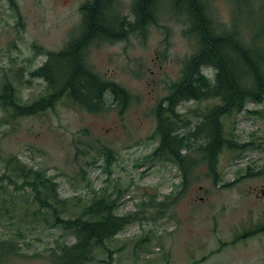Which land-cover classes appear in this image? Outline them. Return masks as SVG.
<instances>
[{
    "label": "rangeland",
    "instance_id": "1",
    "mask_svg": "<svg viewBox=\"0 0 264 264\" xmlns=\"http://www.w3.org/2000/svg\"><path fill=\"white\" fill-rule=\"evenodd\" d=\"M84 1L0 0V84L6 75L22 102L46 93L44 81L30 78L29 72L45 62L46 52H58L78 35ZM210 1L219 22L228 25L230 2ZM121 2L127 12L131 0ZM182 30L179 21L164 14L144 39L131 35L88 48L90 68L124 87L132 96L129 103L93 115L61 98L44 114L21 119L13 127L0 122L1 152L17 156L28 167L46 169L56 178L63 199L76 196L89 202L94 193H112L116 198L118 192L116 213L135 219L107 244L110 249L121 248L113 264H264V236L247 234L249 239H243L244 231L255 230L261 219L264 222V207L245 196L264 181V120L249 113L264 110V104L250 103L235 119L227 120L236 142L253 145L241 154L222 153L216 182L198 169L179 195L178 169L148 158L158 142L154 110L195 49ZM19 70L22 77L17 76ZM204 73L211 75L209 70ZM199 109L187 102L177 107V113L193 127L194 110ZM74 144L86 149L85 156L75 159ZM104 146L115 158L109 166L105 157L98 156ZM86 161L93 164L86 166ZM160 202L166 205L159 208ZM15 233L14 222L0 221V239ZM59 236L44 230L25 237L24 243L20 240L21 252L33 257L15 264H46L47 248Z\"/></svg>",
    "mask_w": 264,
    "mask_h": 264
},
{
    "label": "trees",
    "instance_id": "2",
    "mask_svg": "<svg viewBox=\"0 0 264 264\" xmlns=\"http://www.w3.org/2000/svg\"><path fill=\"white\" fill-rule=\"evenodd\" d=\"M228 1L230 20L224 25L210 0H131L127 12L121 0H85L79 8L78 35L58 52H46L45 62L29 72L30 78L44 81L46 93L22 102L4 75L0 122L13 127L21 119L44 114L61 98L93 115L112 106L125 107L131 94L90 68L88 48L124 41L131 35L144 39L149 28L158 26V20L167 14L182 24V35L192 40L195 49L182 62L179 79L154 110L158 142L148 158L178 169L179 195L186 191L192 173L198 169L209 178L218 177L222 153L241 154L253 145L236 142L228 132L227 120L235 119L250 103L264 104V0ZM17 76L22 77L23 71L19 70ZM187 102L200 108L194 110L197 123L193 127L177 113V107ZM249 113L264 120V110ZM74 146L75 159L85 156V148ZM1 151L0 146V221L14 222L16 233L0 239V264L32 258L21 252L19 242L44 230L60 233L47 248L46 264H113L121 248L110 249L107 244L135 219L116 213L120 194L113 198L112 193H94L89 202L76 196L63 199L56 178L46 169L28 167L17 156ZM98 156L105 157L107 166L115 159L105 146ZM165 205L157 204L159 208Z\"/></svg>",
    "mask_w": 264,
    "mask_h": 264
},
{
    "label": "flooded vegetation",
    "instance_id": "3",
    "mask_svg": "<svg viewBox=\"0 0 264 264\" xmlns=\"http://www.w3.org/2000/svg\"><path fill=\"white\" fill-rule=\"evenodd\" d=\"M87 58H88V54H87ZM189 103H194V102H189ZM163 104H165V103H163ZM180 115L183 116V114H180ZM213 180H214V182H216L218 180V177L214 178ZM245 196L250 201L252 200V203H255L257 206L264 207V181H263V184L260 186V188L258 190H256V192H249V193L245 194ZM263 214H264V210L262 211V215ZM250 226H252V225H250ZM244 227H246V228L249 227V224L245 225ZM254 227H255V230H250L249 229V231L247 233H245V231H244V238L243 239H246V240L249 239V238H247L248 237L247 234L250 235V238H252L254 235L264 236V222H263V219H261L259 221L258 225L254 226ZM245 241H240V242H245ZM261 264H263V261H262Z\"/></svg>",
    "mask_w": 264,
    "mask_h": 264
}]
</instances>
